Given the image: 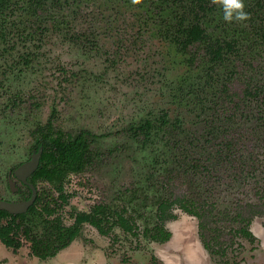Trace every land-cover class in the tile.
Listing matches in <instances>:
<instances>
[{
  "label": "rangeland",
  "instance_id": "rangeland-1",
  "mask_svg": "<svg viewBox=\"0 0 264 264\" xmlns=\"http://www.w3.org/2000/svg\"><path fill=\"white\" fill-rule=\"evenodd\" d=\"M244 2L245 22H226L212 0L199 12L207 34L235 42L215 65L201 43H179L181 20L196 14L191 0H54L36 13L28 0H12L0 13V197L22 200L20 182L13 179L14 191L9 178L32 157V132L56 109V127L98 136L88 168L66 162L51 171L70 195L59 212L64 223L96 204L127 206L140 233L105 236L86 223L46 261L24 238L16 252L0 240V264H264V0ZM164 113L169 127L150 142L132 136V126ZM38 186L59 194L49 182ZM158 196L215 205L219 219L203 232L219 238L224 254L204 247L199 220L179 205L166 222L168 242L145 237ZM238 213L252 220L254 240L236 234L244 226ZM32 225L44 233L42 218Z\"/></svg>",
  "mask_w": 264,
  "mask_h": 264
},
{
  "label": "trees",
  "instance_id": "trees-1",
  "mask_svg": "<svg viewBox=\"0 0 264 264\" xmlns=\"http://www.w3.org/2000/svg\"><path fill=\"white\" fill-rule=\"evenodd\" d=\"M49 1L54 0H28L29 7L34 13L40 9H44ZM12 0H0V13H5L11 6ZM209 0H191L193 6L192 11L196 10L194 20L185 24L183 19L177 28V34L181 36L179 43L183 49L194 43H201L209 55V59L216 65H222L225 62V56L228 52L235 50V42L220 38H212L206 33V30L200 22L199 12H206ZM211 8V7H210ZM202 16V15H201ZM213 78L212 76H210ZM262 90L255 88L252 90L253 97H259ZM247 94L251 95L250 91ZM56 118V109L52 116L44 125H38L33 130L32 135L36 141L35 148L43 147L41 162L38 170L32 176V182L38 186L39 181L49 182L54 185L58 196L51 194L47 190H39L37 200L31 206L27 213L13 215L6 210H0V239L13 251H18L22 246V236L30 242V254L46 261L54 258L58 253L69 247L70 244L80 236L84 224H90L95 227L102 235H109L115 228H120L123 232L137 236L140 233L136 217L128 215V207L123 206L119 209L106 204H96L92 206L90 212H78L74 214L75 222L72 225H66L60 215V209L68 203L70 195L64 193V185L61 180L56 183L52 178L51 171L55 165H63L70 163L74 170H82L88 168L97 154L96 148L93 147L98 136L89 130L81 131L77 136H73L68 132H64L54 124ZM174 124L177 127L179 121ZM168 114L164 113L158 121L145 119L139 125L132 126L129 130L136 139H143L150 142L154 131L169 127ZM173 127V126H172ZM231 143H228L230 146ZM185 152V151H183ZM189 152V151H186ZM192 160L191 158H188ZM69 164H65L63 171H66ZM70 168V169H71ZM62 171V172H63ZM197 201V202H196ZM195 198L183 196L176 199L158 196L156 198V218L157 221L153 227H147L143 231V235L155 242H168L172 233L166 228V222L175 218L173 206L179 205L180 208L196 217L199 220V228L202 230L204 247L214 254H224L222 247L216 248L219 238H205L204 232L209 229L212 231L211 225L218 220L216 206H208L206 202L200 204ZM254 211V210H253ZM255 213V211L253 212ZM257 213V212H256ZM42 218L45 222V231L38 234L29 224L31 218ZM236 221L241 220L244 226L236 231L245 238L254 240L255 237L250 231L252 220H245L239 213L234 217ZM217 230L215 228L214 232ZM210 238L213 236L211 233ZM209 239V240H208ZM222 245V244H220Z\"/></svg>",
  "mask_w": 264,
  "mask_h": 264
},
{
  "label": "flooded vegetation",
  "instance_id": "flooded-vegetation-1",
  "mask_svg": "<svg viewBox=\"0 0 264 264\" xmlns=\"http://www.w3.org/2000/svg\"><path fill=\"white\" fill-rule=\"evenodd\" d=\"M40 152V160H39V165H38V167L30 174V175H27V176H25V179H21L20 177H18L17 176V170L22 166V165H24V164H26V163H28L29 161H31V159L33 158V155H36V154H38ZM42 152H43V147H40L39 149H36V148H34L33 149V153H32V157L27 161V162H25V163H23V164H21L20 166H18L16 169H14V171L12 172L13 173V175H14V178H12L11 177V179L9 178V180H10V186H11V188H12V190H14V191H17V187H15V185H14V182H15V180H13V179H16L17 181H19L20 182V185L21 186H18V192H16L17 193V195L19 196V197H21V199L22 200H16V201H13V200H7V199H3V198H1L0 197V199L1 200H5V201H8V202H12V203H18V204H22V203H26V202H28L31 198H32V196H33V188H32V186L34 187V189L36 190V199L34 200V202H33V204L31 205V206H33L34 205V203L36 202V200H37V196H38V192H39V190H41L40 188H39V186H36V184H35V180H34V183L32 182V176H33V174L38 170V168H39V166H40V162H41V156H42ZM30 206V207H31ZM29 207V208H30ZM29 208L26 210V211H24V212H22V213H17V214H23V213H27L28 212V210H29ZM91 211V210H90ZM12 214V213H11ZM13 215H16V214H13ZM33 219H36L35 217L33 218H31V220L29 221V224L32 226V228L34 229V227H33V225H32V220ZM22 238H24L23 236H22ZM25 239V238H24ZM1 240V239H0ZM26 240V239H25ZM27 241V240H26ZM2 242V241H1ZM23 242V241H22ZM27 242H29V241H27ZM3 243V242H2ZM30 243V242H29ZM4 244V243H3ZM5 245V244H4ZM6 246V245H5ZM23 246H24V243H23ZM22 246V247H23ZM7 247V246H6ZM21 247V248H22ZM30 247V246H29ZM7 248H9V247H7ZM12 249V248H11ZM64 250V249H63ZM31 251V250H30ZM62 251V250H61ZM39 259V258H38ZM49 260V259H48Z\"/></svg>",
  "mask_w": 264,
  "mask_h": 264
},
{
  "label": "water",
  "instance_id": "water-1",
  "mask_svg": "<svg viewBox=\"0 0 264 264\" xmlns=\"http://www.w3.org/2000/svg\"><path fill=\"white\" fill-rule=\"evenodd\" d=\"M40 155H41L40 152L36 155H33L31 161L22 165L16 172L17 176L20 177L21 179H25V176L30 175L38 167ZM32 188H33V196L28 202L18 204L0 199V210H6L12 214L22 213L26 211L36 199V190L34 189L33 186Z\"/></svg>",
  "mask_w": 264,
  "mask_h": 264
},
{
  "label": "clouds",
  "instance_id": "clouds-1",
  "mask_svg": "<svg viewBox=\"0 0 264 264\" xmlns=\"http://www.w3.org/2000/svg\"><path fill=\"white\" fill-rule=\"evenodd\" d=\"M132 2L140 4L141 0H132ZM212 3L222 8L223 19L228 23L233 21L245 22L251 18L250 14L245 11L244 0H212Z\"/></svg>",
  "mask_w": 264,
  "mask_h": 264
}]
</instances>
